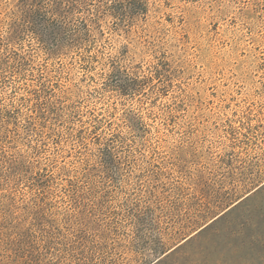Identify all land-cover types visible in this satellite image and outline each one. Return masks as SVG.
Segmentation results:
<instances>
[{
  "label": "rangeland",
  "instance_id": "obj_1",
  "mask_svg": "<svg viewBox=\"0 0 264 264\" xmlns=\"http://www.w3.org/2000/svg\"><path fill=\"white\" fill-rule=\"evenodd\" d=\"M137 1L0 0V264H264V0Z\"/></svg>",
  "mask_w": 264,
  "mask_h": 264
},
{
  "label": "trees",
  "instance_id": "obj_2",
  "mask_svg": "<svg viewBox=\"0 0 264 264\" xmlns=\"http://www.w3.org/2000/svg\"><path fill=\"white\" fill-rule=\"evenodd\" d=\"M146 8L141 5L140 3H138V1L136 2V0H134L133 2L130 0V2L127 3H123V4H118L117 6H113V7H107V9L104 10H98V13L106 14L108 13V15H110L111 17L117 19L120 23H125V25H130L129 21L127 22V20H130L131 16H139V15H143L145 14ZM128 14V15H127ZM130 16V17H129ZM125 18V19H124ZM63 26L65 25V22H63ZM84 33L87 32L88 30L85 28H83ZM68 30L65 28H62V30L59 31H55V30H51L50 31V43L51 46L55 47L56 49H67V48H72V47H76L78 46V39H73V36L77 37V34H73L71 35L70 33H68ZM64 35L65 37L63 38ZM70 35V36H69Z\"/></svg>",
  "mask_w": 264,
  "mask_h": 264
}]
</instances>
